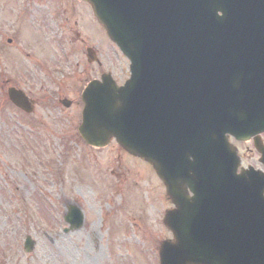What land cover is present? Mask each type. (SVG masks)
Here are the masks:
<instances>
[{"label":"rangeland","instance_id":"obj_1","mask_svg":"<svg viewBox=\"0 0 264 264\" xmlns=\"http://www.w3.org/2000/svg\"><path fill=\"white\" fill-rule=\"evenodd\" d=\"M27 1L0 0V264H154L145 235L156 241L168 232L160 220L167 199L153 168L116 140L100 149L87 145L77 130L81 104L61 109L43 101L26 114L8 100L5 80L14 78L39 94L43 68L63 78L84 58L75 48L67 60L68 46L63 51V39L54 34L57 23L46 34L35 17L19 15ZM67 9L65 36L75 18L81 22L80 14ZM80 28L90 35L89 26ZM108 41L106 69L113 58ZM70 79L63 82L77 89L82 77ZM70 204L79 206L84 222L65 231ZM26 235L36 242L29 253L23 250Z\"/></svg>","mask_w":264,"mask_h":264},{"label":"water","instance_id":"obj_2","mask_svg":"<svg viewBox=\"0 0 264 264\" xmlns=\"http://www.w3.org/2000/svg\"><path fill=\"white\" fill-rule=\"evenodd\" d=\"M92 1L109 36L130 56L133 74L123 87L104 75L102 81H91L85 88L83 121L79 126L83 138L90 145L105 146L115 137L130 153L153 164L172 199L177 204L183 200L185 208L190 207L186 200H231L232 188L243 185L240 178L232 179L222 171L231 167L235 172L236 168L226 134L233 126L244 125L245 117L256 116L264 122V104L257 100L264 99V91L240 90L226 83V73L230 74L234 67L243 69L248 60L237 45L247 49L257 45L234 44L229 38L244 41L264 37L263 0ZM137 21L145 25L144 31L135 29ZM260 59L264 60V56ZM167 69L172 70L169 75L181 74V106L187 107L186 112L196 106L201 119L199 122L195 116L193 134L190 126L182 124L187 131L185 139L178 132V121L166 117ZM218 80L223 86L216 88L212 82ZM195 84L202 86L201 92L195 91L199 89ZM8 94L17 106L31 111L22 90L11 87ZM195 98L198 101L194 102ZM213 145L218 146L214 166L218 162L217 174L212 178L215 180L210 181L212 164L207 172L202 171L198 159L202 154L210 156ZM223 151L229 152L230 162L224 159ZM187 186L194 191L192 197L187 194ZM65 219L71 223L68 230L83 224V215L72 204ZM189 244L175 232L173 242L162 244V264H214L210 252L189 251L184 248ZM34 245L35 241L27 236L25 250H33Z\"/></svg>","mask_w":264,"mask_h":264},{"label":"flooded vegetation","instance_id":"obj_3","mask_svg":"<svg viewBox=\"0 0 264 264\" xmlns=\"http://www.w3.org/2000/svg\"><path fill=\"white\" fill-rule=\"evenodd\" d=\"M64 3L72 9V12L81 15V22L75 18L73 21L75 28L70 27V33L66 36L64 29L67 27L70 18L68 15H64L68 10ZM17 5L20 8V4ZM22 9L19 15L30 14V16L35 17L37 26L41 27L42 32L46 34L51 30V23H57L58 28L54 34L58 37L57 39H63L62 44L68 46L69 58L75 53V48L81 50L84 55L83 63L80 59L76 60L75 69L71 70L67 76L64 75L65 78H55L53 77V70L43 68L46 72L39 86V94H34L32 90L23 89L36 106L44 101L48 107L65 109L64 100L70 101V107L74 104H82L81 93L84 86L90 80L100 78L106 72L104 68L106 65V31L94 15L92 5L84 0H28ZM89 16H91L93 24L90 23ZM84 26H89L91 30L90 35L87 34L86 37L79 30L80 27ZM75 43L77 47L73 46ZM112 45L114 46L113 58L110 57L111 62L108 66L111 69L108 71L121 83L129 75L128 62L125 57L119 54L118 47L113 43ZM81 65L82 68H80ZM17 69L23 70L20 63ZM57 72L60 73V71ZM76 75L82 77L80 82L76 83L77 89L73 84L63 82L69 78L73 79ZM18 83L14 78L5 80V85L8 86L19 87ZM47 83L53 85V88H46ZM77 90H79V95L71 96ZM230 140L235 144L240 155L239 171L247 172L255 184L260 186L263 200H211L213 213L210 221L195 223L190 214H181L179 215L181 231L184 235H193L196 234V229L192 227L199 226L200 231L203 227V231H211V234L226 235L229 238L215 240L212 250H216L219 245L226 246L227 250L230 251L240 249L242 264H264V129L244 140L233 136L230 137ZM113 173L114 171L111 172V174ZM173 208L172 200H165V210ZM161 226L166 228L168 232L165 238L171 237L173 234L171 229L165 223H161ZM116 264L120 263L116 262Z\"/></svg>","mask_w":264,"mask_h":264}]
</instances>
